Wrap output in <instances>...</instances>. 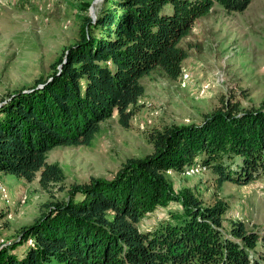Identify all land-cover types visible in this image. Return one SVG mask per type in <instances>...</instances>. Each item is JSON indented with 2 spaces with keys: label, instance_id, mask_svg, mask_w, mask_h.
<instances>
[{
  "label": "trees",
  "instance_id": "obj_1",
  "mask_svg": "<svg viewBox=\"0 0 264 264\" xmlns=\"http://www.w3.org/2000/svg\"><path fill=\"white\" fill-rule=\"evenodd\" d=\"M251 1L103 0L94 20L80 17L78 39L45 79L0 100V175L65 191L0 243V264H264V232L226 221L229 203L215 192L205 202L166 176L197 167L217 189L264 177V100L243 108L221 99L198 124L147 131L152 152L128 158L110 179L66 186L62 168L47 160L58 146H90L112 117L129 128L140 80L153 72L180 77L181 42L195 22L216 6L233 14ZM158 208L169 209L167 218L142 230ZM6 217L0 209V230Z\"/></svg>",
  "mask_w": 264,
  "mask_h": 264
},
{
  "label": "rangeland",
  "instance_id": "obj_2",
  "mask_svg": "<svg viewBox=\"0 0 264 264\" xmlns=\"http://www.w3.org/2000/svg\"><path fill=\"white\" fill-rule=\"evenodd\" d=\"M102 1L0 0V100L45 79L51 64L78 39L80 17L94 20ZM181 46L187 57L176 81L158 72L140 80L144 93L129 128L112 117L101 123L90 146H58L48 152V162L62 168L66 186L90 178L110 179L128 158L150 154L145 133L153 128L198 124L202 115L220 106L221 99L232 98L243 108L257 107L264 100V0H252L233 14L216 6L195 22ZM166 176L175 190L188 187L205 202L215 192L229 203L226 221L241 220L249 229L264 232V177L248 185L223 183L217 189L214 176L197 167ZM0 183L7 194L5 198L0 193V209L7 213L0 243L31 224L43 203L65 197V191H44L36 180L27 183L0 175ZM168 211L158 208L148 214L140 228L149 231L167 218Z\"/></svg>",
  "mask_w": 264,
  "mask_h": 264
},
{
  "label": "built area",
  "instance_id": "obj_3",
  "mask_svg": "<svg viewBox=\"0 0 264 264\" xmlns=\"http://www.w3.org/2000/svg\"><path fill=\"white\" fill-rule=\"evenodd\" d=\"M0 191H1V193H2V196L6 198V197H7L6 190H5V188L1 185V183H0Z\"/></svg>",
  "mask_w": 264,
  "mask_h": 264
}]
</instances>
